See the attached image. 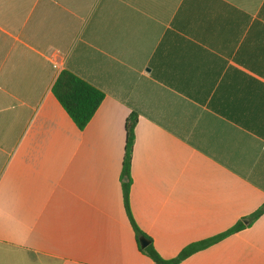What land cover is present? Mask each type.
<instances>
[{"label": "crops", "instance_id": "obj_1", "mask_svg": "<svg viewBox=\"0 0 264 264\" xmlns=\"http://www.w3.org/2000/svg\"><path fill=\"white\" fill-rule=\"evenodd\" d=\"M104 92L79 129L52 92ZM264 264V0H0V264ZM142 248V247H141Z\"/></svg>", "mask_w": 264, "mask_h": 264}, {"label": "trees", "instance_id": "obj_2", "mask_svg": "<svg viewBox=\"0 0 264 264\" xmlns=\"http://www.w3.org/2000/svg\"><path fill=\"white\" fill-rule=\"evenodd\" d=\"M52 92L61 106L65 109L67 114L81 130H83L89 124L105 98V94L103 91L67 70L62 71L59 74L53 84ZM136 124L137 117L135 114H133L129 117L125 126L126 143L125 155L123 160L122 180L125 209L131 225L135 231V234L139 239L140 237H144V234L135 223L129 202V191L131 186V164L135 142ZM263 213L264 206L259 208L256 213L249 217V219L253 221ZM244 227L245 224L243 222H239L238 224H236V226H234L224 234L189 245L188 247L183 249L177 257L169 260L164 259L152 245H148L145 248L140 247V250L150 259H152L155 264H179L193 253L203 250L219 242L223 238L242 230Z\"/></svg>", "mask_w": 264, "mask_h": 264}, {"label": "water", "instance_id": "obj_3", "mask_svg": "<svg viewBox=\"0 0 264 264\" xmlns=\"http://www.w3.org/2000/svg\"><path fill=\"white\" fill-rule=\"evenodd\" d=\"M149 240H147L145 237L140 238V244L142 248H145L149 245Z\"/></svg>", "mask_w": 264, "mask_h": 264}]
</instances>
